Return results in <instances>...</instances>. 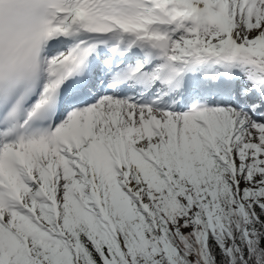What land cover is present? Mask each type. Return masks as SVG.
Wrapping results in <instances>:
<instances>
[{"label": "snow or ice", "instance_id": "obj_1", "mask_svg": "<svg viewBox=\"0 0 264 264\" xmlns=\"http://www.w3.org/2000/svg\"><path fill=\"white\" fill-rule=\"evenodd\" d=\"M0 264H264V0H0Z\"/></svg>", "mask_w": 264, "mask_h": 264}]
</instances>
